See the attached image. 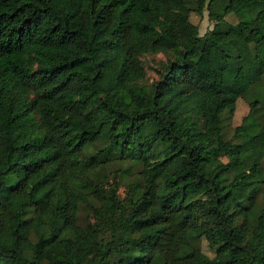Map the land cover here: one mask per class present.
Listing matches in <instances>:
<instances>
[{"label": "trees", "instance_id": "obj_1", "mask_svg": "<svg viewBox=\"0 0 264 264\" xmlns=\"http://www.w3.org/2000/svg\"><path fill=\"white\" fill-rule=\"evenodd\" d=\"M263 76L264 0H0V264H264Z\"/></svg>", "mask_w": 264, "mask_h": 264}, {"label": "rangeland", "instance_id": "obj_2", "mask_svg": "<svg viewBox=\"0 0 264 264\" xmlns=\"http://www.w3.org/2000/svg\"><path fill=\"white\" fill-rule=\"evenodd\" d=\"M190 1V5L192 0ZM186 12V14H185ZM186 16V27H188V31L194 32L195 34L201 35L203 32H205L207 29H209L212 25V21L207 19L206 10L202 9L200 13H194L193 11H186L185 9H181L180 14H178V19L181 21V18L183 19V15ZM225 21L228 23H235L237 21V16L234 13L227 14L224 17ZM144 75L142 79L139 81L143 84H150L154 82L158 78V68L157 63L164 62L165 55L156 53V54H144L140 57ZM219 58L218 56L214 54H210L207 57H202L198 63L196 64V67L193 71V75H195L200 81L203 88L206 90H212L213 88H216V79L219 71ZM262 84L264 83V76L262 78ZM243 85L242 77H238L236 81V88L239 90L241 89ZM234 92H237L234 90ZM235 95H228L225 97V101H234L235 107L232 115L229 117L228 121L224 122V138H227L231 132L232 128L236 126L243 115L247 113L248 110V103L245 98L243 97H235ZM126 166V165H124ZM129 168L132 169V171H136L138 169L137 166L133 168V166H130ZM115 172L112 171L108 173L109 178L107 179L108 182H106L107 186L108 183H111L114 178H112L113 174ZM123 188L121 186L117 187V193L119 196L122 195ZM83 217V211H81V218ZM201 249L204 253H207L210 255V253L207 251L205 242L201 243Z\"/></svg>", "mask_w": 264, "mask_h": 264}]
</instances>
